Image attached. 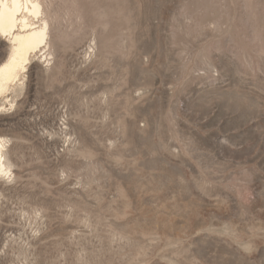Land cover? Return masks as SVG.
<instances>
[{
    "label": "rangeland",
    "instance_id": "1",
    "mask_svg": "<svg viewBox=\"0 0 264 264\" xmlns=\"http://www.w3.org/2000/svg\"><path fill=\"white\" fill-rule=\"evenodd\" d=\"M69 2L0 110V264H264V0Z\"/></svg>",
    "mask_w": 264,
    "mask_h": 264
},
{
    "label": "bare ground",
    "instance_id": "2",
    "mask_svg": "<svg viewBox=\"0 0 264 264\" xmlns=\"http://www.w3.org/2000/svg\"><path fill=\"white\" fill-rule=\"evenodd\" d=\"M46 2L0 0V38L6 39L9 46L8 57L0 63V110L4 111L7 104L13 106V100L9 98L23 91L26 74L38 54H42L45 63L52 60L50 30L54 21L61 20V16L59 11L49 10ZM62 3L68 5L70 2L62 0ZM66 8L69 9L68 6ZM65 33L59 35L58 42L69 39ZM8 143L7 138L0 136V180L13 175L8 159Z\"/></svg>",
    "mask_w": 264,
    "mask_h": 264
}]
</instances>
